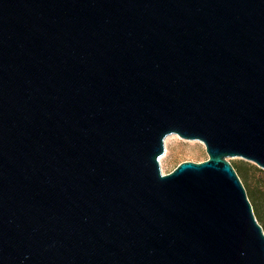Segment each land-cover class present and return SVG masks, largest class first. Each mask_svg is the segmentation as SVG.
Wrapping results in <instances>:
<instances>
[{"label": "water", "instance_id": "95a60500", "mask_svg": "<svg viewBox=\"0 0 264 264\" xmlns=\"http://www.w3.org/2000/svg\"><path fill=\"white\" fill-rule=\"evenodd\" d=\"M169 135L207 159L163 174ZM231 158L264 169V0H0V264H264Z\"/></svg>", "mask_w": 264, "mask_h": 264}, {"label": "rangeland", "instance_id": "374dc122", "mask_svg": "<svg viewBox=\"0 0 264 264\" xmlns=\"http://www.w3.org/2000/svg\"><path fill=\"white\" fill-rule=\"evenodd\" d=\"M172 136L174 137L165 144V151L159 162L163 174L171 172L181 162H202L207 159L202 142ZM228 161L241 180L254 216L264 232V169L241 158H231Z\"/></svg>", "mask_w": 264, "mask_h": 264}, {"label": "bare ground", "instance_id": "6f19581e", "mask_svg": "<svg viewBox=\"0 0 264 264\" xmlns=\"http://www.w3.org/2000/svg\"><path fill=\"white\" fill-rule=\"evenodd\" d=\"M172 137H174V136H172V135H169V136H167L166 138H165V141H164V144H166ZM161 159V158H160ZM160 159H159V162H160Z\"/></svg>", "mask_w": 264, "mask_h": 264}]
</instances>
